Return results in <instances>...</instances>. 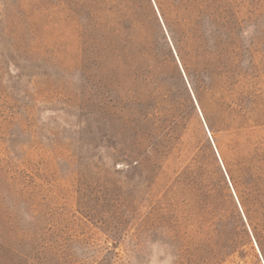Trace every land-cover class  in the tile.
Returning <instances> with one entry per match:
<instances>
[{"label": "rangeland", "instance_id": "374dc122", "mask_svg": "<svg viewBox=\"0 0 264 264\" xmlns=\"http://www.w3.org/2000/svg\"><path fill=\"white\" fill-rule=\"evenodd\" d=\"M213 1L224 28L193 12L174 30L182 41L194 35L184 45L196 88L224 96L211 101L209 133L264 225V0ZM93 4L0 0V264H197L192 248L205 234L196 229L209 215L191 174H178L172 154L137 128L145 82L111 53L99 56ZM167 74L191 147L232 210L209 133L171 61Z\"/></svg>", "mask_w": 264, "mask_h": 264}, {"label": "trees", "instance_id": "16d2710c", "mask_svg": "<svg viewBox=\"0 0 264 264\" xmlns=\"http://www.w3.org/2000/svg\"><path fill=\"white\" fill-rule=\"evenodd\" d=\"M91 7L93 10L89 9V12L94 13L97 18L98 30L94 42L99 50V56L111 53L116 62L130 68L134 79L140 78L145 82L146 93L140 94L144 95L145 99L136 102L138 107H135V111L140 115L139 123L136 124L137 128L142 130L143 138L152 140L154 145L159 147L160 153L172 154L179 163L176 167L178 174H191L197 206L206 210L209 215L206 228L201 231V226H198L196 229L198 233L205 234V239L199 240L192 248L195 256H199L197 264H248L249 261H252V264H264L260 256L261 253L264 259V225L252 214L248 206V198L244 195V190H240L238 177L222 152L218 140L215 139V146L239 202L238 205L237 200L235 202L233 199L234 193L232 194L231 186L229 187L228 179L221 167L218 168V174L224 183L226 197L230 199L232 210L225 206L218 195L210 172L200 160L198 152L191 147L185 132L183 104L174 94L168 81L167 65L171 61L174 63L176 72L180 74V80L186 83L184 90H188L192 97L182 69L185 75L190 77L193 89L188 78L187 80L203 118L207 126L214 130L208 111L209 106L211 101L221 105L224 96L217 95L216 91L211 90L213 98L206 99V93L196 88L191 71L193 56L185 51L184 45L194 40V35L192 32H186V39L182 41L176 36L174 25L183 26L186 29V25L192 23L193 12H196L198 17L208 16L217 27L224 28L225 19L220 13L218 2L213 0H94ZM211 10H214V13H210ZM182 14L184 18H181ZM156 29L160 31L162 29L165 53L155 41ZM167 35L173 39L172 43L178 59ZM223 51L226 52L221 48L218 53L219 58L223 56ZM230 53L234 55L235 50H230ZM253 103H255L254 99ZM194 106L196 108L195 102ZM137 134H139L138 131ZM137 137L138 140L141 139L140 134Z\"/></svg>", "mask_w": 264, "mask_h": 264}, {"label": "water", "instance_id": "95a60500", "mask_svg": "<svg viewBox=\"0 0 264 264\" xmlns=\"http://www.w3.org/2000/svg\"><path fill=\"white\" fill-rule=\"evenodd\" d=\"M161 21H162V20H161ZM162 24H163V22H162ZM163 26H164V25H163ZM164 29H165V26H164ZM166 33H167V31H166ZM167 36H168V40H169V42H170V45H171V47H172V49H173V52H174L176 58L178 59V57H177V53H176V51H175V49H174V46H173V43H172V41H171L169 35H167ZM178 61H179V60H178ZM182 73H183V76H184V78H185V80H186V82H187V84H188V86H189V88H190L191 95H192L193 100H194V102H195L196 108H197V110L199 111L200 116L202 117V120H203L204 126H205L207 132L209 133V128H208V126H207V124H206V122H205V120H204V118H203V115H202V113H201V110H200V108H199V105H198V103H197V100H196V98H195V95H194V93H193V91H192V89H191V87H190V85H189V82H188V80H187V77H186V75H185L183 69H182ZM209 136H210V141H211V143H212V145H213V147H214V149H215V151H216V154H217V156H218V159H219V161H220V163H221L222 169L224 170V173L226 174V177H227V179H228V182H229V184H230V186H231V188H232V185H231V183H230V180H229V177H228V175H227L226 169H225V167H224V164H223V162H222V160H221V158H220V155H219V153H218V151H217V148H216V146H215L214 140H213L212 136L210 135V133H209ZM232 191H233L234 196H235V198H236V200H237V197H236V195H235V192H234L233 188H232ZM237 203H238V205H239L238 200H237ZM260 256H261V258H262V260H263V262H264V259H263L262 255H261V253H260Z\"/></svg>", "mask_w": 264, "mask_h": 264}]
</instances>
